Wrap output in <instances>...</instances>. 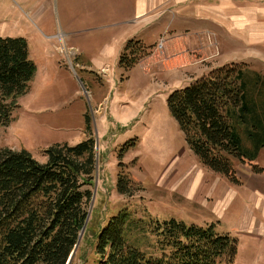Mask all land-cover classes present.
<instances>
[{"label": "rangeland", "instance_id": "374dc122", "mask_svg": "<svg viewBox=\"0 0 264 264\" xmlns=\"http://www.w3.org/2000/svg\"><path fill=\"white\" fill-rule=\"evenodd\" d=\"M218 1L209 0L213 5ZM226 1L229 17L243 16L245 7L253 9L256 14L250 18L255 24L249 34H255L264 47V0ZM111 6L112 0H0V38L25 39L29 58L36 66L28 90L16 101L11 122L0 128V152L26 150L45 163L44 149L54 144L75 145L88 138L84 116H89L91 137L95 140L96 130L99 145L94 172L97 188L87 233L72 264H93L97 229L125 207L135 220L214 224L217 232L228 234L237 242L233 264H264V150L251 163L234 162L237 183L199 163L167 106L170 94L185 88L195 72L191 75L180 65H170L164 49H157L161 39L155 42L154 34L147 37L146 43L136 37L128 41L139 42L147 53L156 47L152 60L159 72H153L148 64L146 69L135 64L125 72L118 63H112L113 75L118 67L121 70L115 83L109 85L105 76L77 67V60L89 62V57L106 42ZM233 20L227 19L231 27ZM248 26L244 27L245 35ZM211 28L214 31L194 33L199 35L195 42L200 45L203 36L211 53L217 56V27L212 24ZM69 31L73 33L65 35ZM95 31L103 34L97 39ZM61 32L68 45L85 49V55L74 57L59 44ZM231 32L237 38L227 37L229 33L222 37L226 48H240L241 34ZM263 47H259L262 53ZM193 50L196 49L187 54L191 56ZM256 62L254 66L264 70V55ZM119 93L123 97L115 102ZM98 101L102 103L95 105ZM254 166L259 172H253ZM118 179L125 184H118ZM119 187L127 188L132 195L118 193ZM93 189L94 184L91 192ZM253 189H259L261 196ZM250 216L253 223L248 227ZM132 232V243L145 252L153 251V236Z\"/></svg>", "mask_w": 264, "mask_h": 264}, {"label": "trees", "instance_id": "16d2710c", "mask_svg": "<svg viewBox=\"0 0 264 264\" xmlns=\"http://www.w3.org/2000/svg\"><path fill=\"white\" fill-rule=\"evenodd\" d=\"M149 53L128 41L118 65L127 72ZM35 72L25 39L0 38V128L11 122ZM167 106L199 163L233 183L234 162L251 163L264 150V74L246 64L210 71L172 92ZM84 118L88 138L44 149L45 163L26 150L0 152V264H66L87 218L96 169L90 118ZM117 192L132 195L124 187ZM131 232L153 236V251L132 243ZM236 243L214 224L135 220L125 207L97 229L93 264H233Z\"/></svg>", "mask_w": 264, "mask_h": 264}, {"label": "crops", "instance_id": "0c3cea01", "mask_svg": "<svg viewBox=\"0 0 264 264\" xmlns=\"http://www.w3.org/2000/svg\"><path fill=\"white\" fill-rule=\"evenodd\" d=\"M192 2L193 0H165V4L163 0H112L110 27L105 31L106 42L89 57V62L77 60L80 63H76L77 67L83 72H94L96 76H105L110 82L109 85H113L121 69L118 67V70L113 75L112 65L118 63L128 40L136 37L146 43L147 37L154 34L155 42L160 39L163 40V54L166 55V61L170 65H180L191 72L189 73L191 75L195 72L187 85L206 76L210 71L231 63L246 64L251 69L253 68L258 72L262 71V74H264L261 66H254V64L258 63L256 58L263 56L264 53L259 50V47H263V44L258 43L260 40L257 39L255 34H249L251 27L253 29L255 24L250 18L255 13L253 9L245 7L242 9L243 16L229 17L226 15L227 7H229L226 0H219L216 5L211 4L209 0H203V2L196 0L195 3L197 4ZM171 13L173 17L170 16ZM229 18H234L233 27L227 23ZM212 24L217 27L218 33L217 56L214 55L215 53H211V49L208 43H205L206 39L203 36H201L200 45L195 42L198 40L199 35L194 33L203 34L214 31L211 28ZM245 25H249L246 35ZM231 30L241 34L240 48L237 46L226 48L222 37L225 38V35L229 33L227 37L237 38L236 35L232 34ZM100 32L102 31L94 33L97 39L103 34V32ZM71 33L73 32L69 31L65 35ZM63 34L61 32V36H58L61 38L59 44L61 42L63 47L67 48L74 57L76 55L77 58L84 56L85 49L75 47L72 44L68 45L62 37ZM46 37L51 38L53 36L46 35ZM193 48L196 50H193L191 56L188 55L187 52ZM155 49L156 47L153 50ZM153 50L145 56V58L149 57L148 60L142 61L145 59L143 58L135 66L142 65L146 69L148 64V67L152 68L153 72H159L158 65H155V61L152 60L155 55ZM195 53H199V55L194 56ZM150 54L152 55L151 57L149 56ZM150 62H154V64L150 65ZM89 94L91 96V92ZM122 97V93L116 94L115 102L121 100ZM101 103V101H98L95 105H100ZM254 189L253 191L261 196L258 192L259 189ZM260 190L263 191V189ZM252 223L253 216H250V226L248 227H251Z\"/></svg>", "mask_w": 264, "mask_h": 264}, {"label": "water", "instance_id": "95a60500", "mask_svg": "<svg viewBox=\"0 0 264 264\" xmlns=\"http://www.w3.org/2000/svg\"><path fill=\"white\" fill-rule=\"evenodd\" d=\"M83 92L86 95V97H88V93H87V91L84 88H83ZM93 125H95L94 120H93ZM94 131H95L94 132L95 133V140H94L95 141V147L94 148H95V151H96V161H97V154H98V150H99V145H98V141H97V131L96 130H94ZM96 166H97V164H96ZM96 188H97V186H96V178H95L94 189H93L91 200H90V206H89L87 218H86V220L84 222V225H83V227H82V229L80 231V234H79V237H78V241H77L76 245L74 246V248H73V250H72V252H71V254H70V256H69V258H68V260L66 262V264H70L73 256L75 255V253L77 251L79 243H80V241L82 239V236H83V233H84V230H85V226H86L87 221L89 219V215H90V212H91V209H92V206H93V202H94V199H95Z\"/></svg>", "mask_w": 264, "mask_h": 264}, {"label": "built area", "instance_id": "2783aa9c", "mask_svg": "<svg viewBox=\"0 0 264 264\" xmlns=\"http://www.w3.org/2000/svg\"><path fill=\"white\" fill-rule=\"evenodd\" d=\"M157 49L162 50L163 49V40H161L157 46Z\"/></svg>", "mask_w": 264, "mask_h": 264}]
</instances>
